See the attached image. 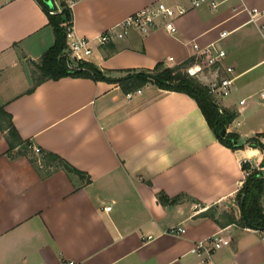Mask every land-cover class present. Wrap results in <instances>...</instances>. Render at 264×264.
<instances>
[{"label":"crops","instance_id":"obj_1","mask_svg":"<svg viewBox=\"0 0 264 264\" xmlns=\"http://www.w3.org/2000/svg\"><path fill=\"white\" fill-rule=\"evenodd\" d=\"M60 1L75 33L91 40L86 62L112 77L195 60L193 44L222 48L217 71L199 75L212 83L231 67L233 84L241 79L245 96L220 106L236 113L226 131L242 147L220 144L192 98L152 84L130 100L118 84L88 78L46 80L30 91L52 28L36 0H0V108L19 139L84 173L39 172L28 157L10 155L0 130V264H264V230L228 224L229 214L239 217V162L264 171V150L248 144L255 137L264 145V0L197 8L187 0H53L58 9ZM158 2L187 8L172 20L174 34L158 21L147 34L99 44L106 29ZM251 9L263 13L256 22ZM159 193L177 201L162 205ZM177 226L183 235L168 233ZM214 235L229 245L209 257L189 252Z\"/></svg>","mask_w":264,"mask_h":264},{"label":"trees","instance_id":"obj_2","mask_svg":"<svg viewBox=\"0 0 264 264\" xmlns=\"http://www.w3.org/2000/svg\"><path fill=\"white\" fill-rule=\"evenodd\" d=\"M46 0H36L47 17V24L52 28L53 44L40 56L38 63H35V70L31 77L33 90L37 85L46 80H58L63 77L88 78L93 81H104L116 83L124 92L135 91L146 84L155 85L165 91L183 93L192 98L200 109L208 127L213 132L216 140L229 149L241 148L237 145L235 134L227 132V126L236 118V113L227 109H221L210 95L208 87L201 84L187 72L189 66L193 64V59L185 61L180 65L165 67L163 63H157L153 69H127L122 71L124 74L119 77L109 76L110 72L100 70L89 62L79 63L77 68L67 66L65 58V31L71 25L72 11L65 1L59 2V9L53 3L48 8ZM53 12V13H50ZM225 134L221 135V130ZM0 130L6 132L9 152L12 157L24 155L29 158L30 163L42 172L47 168H62L66 172H75L79 176L84 173L74 170L60 157L52 153H43L39 149V155H35L30 141H22L18 138L17 132L11 122V116L0 108ZM11 138H16L11 142ZM248 144L252 147L264 150V145L257 138L249 140ZM17 148L16 152L13 150ZM19 148V149H18ZM245 173L240 188L234 196V202L239 210V217L229 214L228 224H234L242 228L264 230V171L252 169L249 163L241 165ZM158 201L162 205L172 204L177 199H169L163 193L158 194ZM206 214V212L204 213Z\"/></svg>","mask_w":264,"mask_h":264},{"label":"built area","instance_id":"obj_3","mask_svg":"<svg viewBox=\"0 0 264 264\" xmlns=\"http://www.w3.org/2000/svg\"><path fill=\"white\" fill-rule=\"evenodd\" d=\"M187 2L191 8H197L204 3H209L211 7H216L217 5L215 0H187ZM186 11L187 8L183 6H167L162 2H158L156 4L141 8L140 10L126 17L121 22L106 29L98 36L97 40L100 45H105L112 41L124 39L132 31L140 34H147L156 28L158 21H165L167 31L170 34H174L176 32V28L173 25L172 20L178 16L184 15ZM262 14V11H259L258 9H251L249 11L250 20L252 22H256L262 16ZM262 29L264 30V26H262ZM225 36L226 33H221L219 39ZM65 41V58L68 67L77 68L79 63L87 61L92 53L91 40L78 36L75 33L72 24L66 28ZM192 48L196 57L193 61V64L190 66V74L197 75L199 72L202 73L204 69L212 68H215L217 71L219 65L222 64V60L226 56L225 51L222 48L217 47L215 44H211L202 49L199 48L197 44H193ZM223 74L224 76L217 78L214 83H210V86H208L209 93L214 98L216 103L220 99L227 97L233 86L234 77H232V68L224 67ZM140 92V89L129 92L125 95V98L130 100L134 97V95L139 94ZM258 96L264 101V89L259 91ZM239 104H244V100H241ZM218 110L221 112L220 107ZM32 150L35 155H39V148L33 146ZM244 163L249 162L247 160L239 162L240 166ZM109 209L110 207L105 208L106 211ZM168 233L172 235H183L185 233V229L180 226L171 227L168 230ZM228 245V240L218 235H214L207 239L196 241L189 252L200 258L203 256L209 257L212 251ZM68 264L74 263L69 262Z\"/></svg>","mask_w":264,"mask_h":264},{"label":"rangeland","instance_id":"obj_4","mask_svg":"<svg viewBox=\"0 0 264 264\" xmlns=\"http://www.w3.org/2000/svg\"><path fill=\"white\" fill-rule=\"evenodd\" d=\"M189 69H190V66L187 69V72L188 73H189ZM206 73H208V72L206 71ZM189 75L192 76V77H194L196 80H198L201 84L205 85L206 87L210 86V83H206V82H208V79L209 80L211 79L210 78L211 75L209 73L206 74V75L204 74L206 76V79H207V76H208V79L206 80V82H205L204 78L201 80V76L202 75H199V74L196 75V74H190V73H189ZM214 82H215V79L212 81V83H214ZM240 82H241V79L238 80V81H234V84H233V86H232V88L230 90L229 95L227 97H225V98H222L223 100L220 99L219 101H217V104H218V106L220 108H221V106H220V101L221 100H222V102L228 101L230 99H235L236 101H238V99L240 97L245 96V95H243V93L245 91L241 88ZM253 99H256V97H253ZM237 121H240V119H237Z\"/></svg>","mask_w":264,"mask_h":264},{"label":"water","instance_id":"obj_5","mask_svg":"<svg viewBox=\"0 0 264 264\" xmlns=\"http://www.w3.org/2000/svg\"><path fill=\"white\" fill-rule=\"evenodd\" d=\"M45 3H46V5H47L48 8H51L52 7V4H53L52 3V0H46ZM220 134L221 135H224L225 134V130L224 129L221 130ZM263 166H264V158H263Z\"/></svg>","mask_w":264,"mask_h":264}]
</instances>
